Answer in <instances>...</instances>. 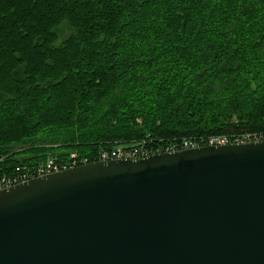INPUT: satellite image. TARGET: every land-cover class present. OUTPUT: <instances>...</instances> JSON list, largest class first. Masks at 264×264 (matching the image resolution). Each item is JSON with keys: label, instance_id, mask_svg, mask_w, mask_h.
<instances>
[{"label": "trees", "instance_id": "trees-1", "mask_svg": "<svg viewBox=\"0 0 264 264\" xmlns=\"http://www.w3.org/2000/svg\"><path fill=\"white\" fill-rule=\"evenodd\" d=\"M260 130L264 0H0V178Z\"/></svg>", "mask_w": 264, "mask_h": 264}, {"label": "water", "instance_id": "water-1", "mask_svg": "<svg viewBox=\"0 0 264 264\" xmlns=\"http://www.w3.org/2000/svg\"><path fill=\"white\" fill-rule=\"evenodd\" d=\"M0 264H264V141L97 161L0 190Z\"/></svg>", "mask_w": 264, "mask_h": 264}, {"label": "built area", "instance_id": "built-area-1", "mask_svg": "<svg viewBox=\"0 0 264 264\" xmlns=\"http://www.w3.org/2000/svg\"><path fill=\"white\" fill-rule=\"evenodd\" d=\"M264 141V133H245L240 135L220 136L217 138H211L208 140L206 146L210 145H228V144H242L250 142ZM204 143L197 139H181L180 141H173L169 143L165 148L163 147H151L147 142H140L124 147H116L107 150H101L96 156L92 158V162L97 161H110V160H138L148 158L150 156L163 153V152H175L182 150H189L202 146ZM90 157L80 156L76 152H70L65 157H47L38 165L24 171L22 173L13 174L10 176H2L0 178V190L13 187L17 184L26 182L36 177H42L60 171L82 166L89 162Z\"/></svg>", "mask_w": 264, "mask_h": 264}, {"label": "rangeland", "instance_id": "rangeland-1", "mask_svg": "<svg viewBox=\"0 0 264 264\" xmlns=\"http://www.w3.org/2000/svg\"><path fill=\"white\" fill-rule=\"evenodd\" d=\"M69 31L70 30H69L68 26L66 25V23H62L61 26L58 29L59 40L56 41L55 45H59L60 42L62 41V39H64L69 34ZM259 133H264V131L260 130ZM146 141L147 140H145V139L142 140V142H146ZM124 146H128V145H122L120 147H124ZM57 154H58V152L55 151V155H50V153H49L48 156L49 157H51V156H55L56 157ZM17 160H18V162L16 163L15 169H14V171H12L10 173V175L22 173L24 171H28L29 169H31V168H33L35 166V165H30L29 162L23 160V158H19ZM35 161L36 160H33L31 162H35ZM10 175H5V176H10Z\"/></svg>", "mask_w": 264, "mask_h": 264}]
</instances>
